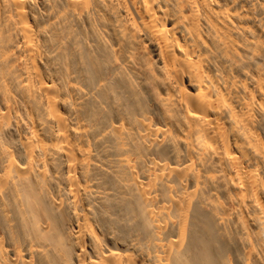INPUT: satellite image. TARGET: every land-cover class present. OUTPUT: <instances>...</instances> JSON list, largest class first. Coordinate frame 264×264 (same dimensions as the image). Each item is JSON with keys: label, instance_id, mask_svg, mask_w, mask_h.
<instances>
[{"label": "bare ground", "instance_id": "bare-ground-1", "mask_svg": "<svg viewBox=\"0 0 264 264\" xmlns=\"http://www.w3.org/2000/svg\"><path fill=\"white\" fill-rule=\"evenodd\" d=\"M0 264H264V0H0Z\"/></svg>", "mask_w": 264, "mask_h": 264}]
</instances>
